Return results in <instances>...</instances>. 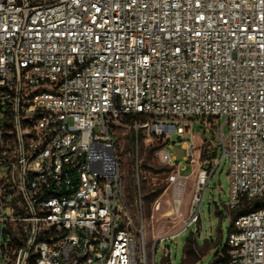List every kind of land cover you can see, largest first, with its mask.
<instances>
[{"label": "built area", "instance_id": "1", "mask_svg": "<svg viewBox=\"0 0 264 264\" xmlns=\"http://www.w3.org/2000/svg\"><path fill=\"white\" fill-rule=\"evenodd\" d=\"M119 128L176 168V213L171 135L197 162L186 228L227 158L228 264H264V0H0V264H151Z\"/></svg>", "mask_w": 264, "mask_h": 264}, {"label": "rangeland", "instance_id": "2", "mask_svg": "<svg viewBox=\"0 0 264 264\" xmlns=\"http://www.w3.org/2000/svg\"><path fill=\"white\" fill-rule=\"evenodd\" d=\"M193 133L196 136L197 146L202 150L201 160L208 158L210 153L207 147L202 145L204 140L208 143L213 142L214 151L210 153L211 156L214 154L218 159H222L219 139L215 138L212 132L205 134L203 128L195 124ZM223 134L227 136V126H224ZM116 138L122 158L123 192L132 214L136 215V202L139 199L142 201L143 213L139 221L144 229L150 263L215 264L228 241L232 222L237 214L228 207L230 188L228 159H223L209 181L199 220L193 226L186 228L196 188L198 164L196 162L190 165L185 161L187 151L183 148L184 143L178 136L171 135L169 141L173 146L170 150L171 156L177 163L182 164V175L188 178L184 192L183 189L179 192L183 195V203L180 211L176 213L172 205L173 186L169 181L176 168L160 162L156 145L141 144L136 150L132 130L119 128L116 130ZM181 140L187 141L189 137H182ZM136 159L140 165L139 177L134 170ZM165 238L167 240L161 242ZM189 238L190 242H187ZM185 247L186 253H184ZM167 252L169 255L166 256Z\"/></svg>", "mask_w": 264, "mask_h": 264}, {"label": "trees", "instance_id": "3", "mask_svg": "<svg viewBox=\"0 0 264 264\" xmlns=\"http://www.w3.org/2000/svg\"><path fill=\"white\" fill-rule=\"evenodd\" d=\"M213 156H214V154H213ZM248 210H249L248 208H245V209H243V210L237 212L236 217H237L239 214H241V213H245V212H247ZM236 217H235V219H236ZM235 219H234V220H235ZM233 222H234V221H233ZM233 222H232V228H233ZM231 231H232V230H231ZM187 242H190V238L187 240ZM186 252H187V249H186V247H185V249H184V253H186ZM193 252H194V251H192V253H193ZM183 261H184V258H183V260H182V263H183ZM163 264H164V263H163ZM215 264H228L227 243H226V245L223 247L221 255L217 257V259H216V261H215Z\"/></svg>", "mask_w": 264, "mask_h": 264}, {"label": "bare ground", "instance_id": "4", "mask_svg": "<svg viewBox=\"0 0 264 264\" xmlns=\"http://www.w3.org/2000/svg\"><path fill=\"white\" fill-rule=\"evenodd\" d=\"M188 180V178H186ZM182 189H179V192L181 191Z\"/></svg>", "mask_w": 264, "mask_h": 264}]
</instances>
